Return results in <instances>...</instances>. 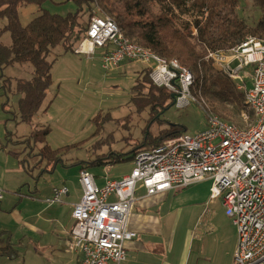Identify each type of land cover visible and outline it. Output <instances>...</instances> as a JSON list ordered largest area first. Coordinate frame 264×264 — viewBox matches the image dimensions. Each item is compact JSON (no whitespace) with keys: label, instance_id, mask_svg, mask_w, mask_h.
<instances>
[{"label":"built area","instance_id":"2783aa9c","mask_svg":"<svg viewBox=\"0 0 264 264\" xmlns=\"http://www.w3.org/2000/svg\"><path fill=\"white\" fill-rule=\"evenodd\" d=\"M98 48L105 70L123 61L144 62L151 83L172 93L175 108L195 101L191 93L194 75L189 68L131 41L108 15L90 18L74 52L90 57ZM227 51H207L206 58L236 81L254 122L241 128L210 114L204 130L140 150L129 173L107 178L102 186L88 169L80 170L82 194L72 207L74 223L68 242L70 250L80 255L79 264L124 260L125 242L137 236L127 226L138 183L150 196L205 179L212 183L210 199H220L237 230L233 264H264V39L247 37ZM245 71L250 74L249 86ZM66 192V188H54L47 201L60 202Z\"/></svg>","mask_w":264,"mask_h":264},{"label":"trees","instance_id":"16d2710c","mask_svg":"<svg viewBox=\"0 0 264 264\" xmlns=\"http://www.w3.org/2000/svg\"><path fill=\"white\" fill-rule=\"evenodd\" d=\"M45 1L0 0V19L5 20L0 26V35L9 33L11 39L9 44L0 41V79L9 66L25 63L32 66L29 78L14 77V93L19 95L16 113L18 123L30 124L40 110L52 84L53 61L48 59L49 55L56 47L62 48L61 55L74 51L86 34L93 8L111 17L131 41L166 59L175 58L189 68L194 75L193 89L208 99L209 107L220 112L222 120L241 128L254 122L252 112H249L252 121L242 120V114L247 111L244 92L236 90L235 82L222 74L214 62L207 60L206 54L207 51L225 52L247 37L263 40L264 0H250L263 12L254 25H248L238 16L239 0H118L120 5L111 0H74L76 10L66 15L44 9ZM28 4L37 5L40 14L22 25L18 8ZM85 13L86 20L83 19ZM148 72L145 66L136 77L131 87L130 101L135 105V111L141 113L147 109L149 122L156 121L160 125L163 122L160 114L172 106V93L154 86ZM130 115L127 114L125 119H129ZM108 119H111L109 112H98L92 119L95 129L88 138L55 149L46 144V137L51 130L48 125L33 127L27 136L16 139H10L13 133L7 132L6 139L12 143H26V148L33 149L37 144L40 145L34 154L39 159L36 167L42 164L36 178L43 172H52L63 163L61 156L65 152L80 149L94 137L100 136ZM183 133H186V129L174 124L159 128L156 134L147 126L142 135L131 143L125 142L123 146L126 149L110 148L100 152L103 145H108L109 138L112 141L110 134L103 141H93L91 149H87L90 152L88 158L77 159L73 164H82V170L90 166L132 161L140 150L157 147L166 139ZM123 141L128 139L123 137ZM2 235L0 233V238ZM17 256V249L13 248L12 243H3L0 239V257L13 259Z\"/></svg>","mask_w":264,"mask_h":264},{"label":"rangeland","instance_id":"374dc122","mask_svg":"<svg viewBox=\"0 0 264 264\" xmlns=\"http://www.w3.org/2000/svg\"><path fill=\"white\" fill-rule=\"evenodd\" d=\"M111 2L116 5L121 4L118 0H111ZM43 8L51 13L66 15L74 12L77 6L74 0H46ZM92 13L90 18L96 15H106L97 8H93ZM39 14L40 10L34 4L23 5L18 8V16L22 25H26ZM237 14L248 25H254L263 12L250 0H239ZM86 15L87 13L83 17L84 20H86ZM4 22V19H0V26ZM0 41L9 44L11 42L9 33L0 35ZM61 50V47H56L48 57L50 61H53L51 68L52 84L47 91L42 109L52 101L46 111H42L40 108L36 113L35 119L32 121L33 127L38 128L48 125L51 130L46 137V144L55 149L88 138L95 129L92 119L98 112L102 114L109 112L111 119H108L105 123L100 136L94 137L80 149H71L65 152L61 156L63 163L57 166L54 173L44 172L40 177H36L34 185H37L40 189L54 184L65 185L68 188L70 199L78 197L80 194L79 171L82 164H73V162L77 159H87V155L90 153L87 152V149L95 140L102 139L101 141H103L111 134L112 141L109 138L108 145H103L100 152H105L110 148L120 149L123 147L126 149L123 146L125 142L131 143L134 138L142 135L143 129L147 126H150L151 132L154 134L157 133L159 128L162 129L171 124L184 127L186 133L194 134L205 129L206 118L210 114L218 117L220 115V112H215L209 107L208 99L192 87L191 93L195 97V101H191L187 106L180 109L175 108L173 105L170 106L160 114L163 120L160 125L156 121L149 122L148 110L146 109L141 113L136 110L138 111L136 112L135 105L130 101L131 87L140 71L146 66L144 62H123L116 67L105 70L100 61L101 48H98L90 57L72 52L61 55ZM225 53L228 54L229 51ZM23 66H25L24 72L20 73L19 77L29 78L28 69L32 66L28 63ZM26 66H29V68ZM215 67L220 69L217 64H215ZM220 71L226 75L221 69ZM248 72L245 71L244 73V76H246L245 85L247 86L250 85L248 79L250 74ZM14 77L11 68H8L6 72L4 70L3 77L0 79L1 129H4L6 119L13 115L11 113H18L17 101L19 95L14 93ZM234 82L236 85V81ZM5 87H7V90L3 91L2 88ZM236 90H239L237 86ZM249 112L252 111L247 106V111L242 114L243 121H252ZM130 113V118L126 120L125 116ZM29 128L30 125L27 123H22L18 127L19 131H24V133ZM12 136L10 139L19 137ZM123 137H126L128 141H123ZM20 144L25 147L19 151L21 160L27 161L31 167H36L39 159L34 154L40 145L37 144L32 149L30 147L26 148V143ZM132 164L130 160L117 162L114 165L110 164L112 165L111 175L117 176L122 172L130 171ZM41 167L42 164L36 167L39 169L35 168V176ZM101 167L103 165L90 166L88 170L95 177L100 173ZM211 184L210 179H205L200 181L198 185L180 189L178 193L172 195L169 199V205L173 209L172 217L175 224L176 243L180 250L184 247L188 259L199 256L203 259V264L230 263L236 248L237 230L231 219L225 214L220 199H210ZM20 188L23 193L27 192L25 185ZM3 194H5L4 190H2ZM23 203L24 200H22L20 208L22 213L25 214L26 208ZM4 217V215H1V219ZM19 220V218L16 219V222L20 223ZM30 223H34L32 219ZM9 225L12 226V231L20 227L14 224V221H11ZM48 239V237H42L40 245L46 243ZM38 247L40 246L23 240L21 245L17 247L18 256L13 259L0 257V264H58L56 256L51 253H42V250ZM36 248L39 250H36ZM64 259L66 264L70 263L69 259Z\"/></svg>","mask_w":264,"mask_h":264},{"label":"crops","instance_id":"0c3cea01","mask_svg":"<svg viewBox=\"0 0 264 264\" xmlns=\"http://www.w3.org/2000/svg\"><path fill=\"white\" fill-rule=\"evenodd\" d=\"M72 53L77 54L74 51ZM23 65L14 64L7 67L5 72L11 68L14 76L19 77V74L24 72ZM26 67L29 68V66ZM31 70L32 68L28 69V74H31ZM2 90H7V87ZM50 102L43 109V105L41 106L42 111L47 110ZM11 114L13 115L6 119L4 129L0 128V189L5 192L0 199V233L3 234L0 239L3 243H12L15 249L23 240H27L40 246L38 248L42 250V253H51L56 256L58 264H66L64 258L69 259V264H79L80 255L70 250L68 242L69 230L74 223L71 216L72 207L81 197V187L79 196L70 199L65 185L54 184L42 189L34 185L36 167H31L27 161L21 162L19 155V151L25 148L24 145L12 143L6 139L7 132L13 133L12 137L27 136L33 125L32 122L29 124L30 128L26 133L19 131L18 127L22 123L17 122L16 113ZM111 167L110 164L104 165L100 173L95 175L99 186L104 185L107 178H117L131 171L112 176ZM56 169L57 166L50 173H54ZM41 175L42 173L37 177ZM22 185L27 187V192L23 193L20 190ZM60 187L67 189V192L61 196L60 202H48L47 199L54 194L53 189ZM184 188H174L149 196L144 186L141 183L137 184L127 226L136 232L137 236L125 242L126 256L119 264H203V259L199 256L188 259L184 247L180 250L176 243L173 209L169 205V199ZM110 199H113V196ZM22 200L26 208L25 214L20 208ZM1 215L5 217L1 219ZM18 218L20 223L16 222ZM31 219L34 223H30ZM11 221L20 227L12 231V226L9 225ZM42 237L49 239L40 245ZM36 250L39 249L36 248ZM225 264H233V257L230 263Z\"/></svg>","mask_w":264,"mask_h":264}]
</instances>
